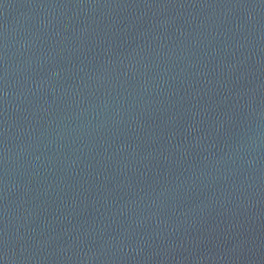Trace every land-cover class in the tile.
Returning a JSON list of instances; mask_svg holds the SVG:
<instances>
[{
  "label": "water",
  "instance_id": "water-1",
  "mask_svg": "<svg viewBox=\"0 0 264 264\" xmlns=\"http://www.w3.org/2000/svg\"><path fill=\"white\" fill-rule=\"evenodd\" d=\"M0 264H264V0H0Z\"/></svg>",
  "mask_w": 264,
  "mask_h": 264
}]
</instances>
